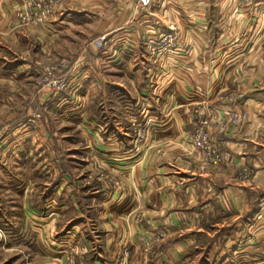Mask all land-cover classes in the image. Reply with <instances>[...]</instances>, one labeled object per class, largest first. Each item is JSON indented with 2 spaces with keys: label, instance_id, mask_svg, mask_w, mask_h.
Returning <instances> with one entry per match:
<instances>
[{
  "label": "crops",
  "instance_id": "obj_1",
  "mask_svg": "<svg viewBox=\"0 0 264 264\" xmlns=\"http://www.w3.org/2000/svg\"><path fill=\"white\" fill-rule=\"evenodd\" d=\"M80 1L87 4L81 19H97L93 40L106 33L108 41L120 45L106 49L92 44L73 52V57L87 55L82 67L89 86L112 87L106 76L110 68L104 65L109 56L106 61L123 77L119 86L147 92L134 98L120 96L118 105L129 127H109L103 91V109L86 113L92 121L86 128L92 159L86 168L93 172L99 165L106 174L101 171L102 176L91 182L94 188L86 192L71 176L59 174L54 191L43 196L52 199L51 207L40 201L37 207L31 204L28 188L17 178L21 219L26 224L30 212L35 216L50 211L57 224L54 247H87L79 264H110L127 246L134 264H147L140 256L142 235L163 230L168 233L154 244L149 264H182L181 256L187 264L205 246L211 256L218 248L229 247L232 264H264V0H155L146 9L138 8L137 0ZM76 2L56 4L55 15H64L61 23L70 19ZM3 18L0 15V26ZM156 31L179 39L166 54L167 62L146 43ZM137 99L140 105L134 107ZM138 108L157 118L152 139L149 133L157 147L136 158L129 133L136 127L132 121ZM204 119L212 121V148L187 153L179 142ZM11 132L0 130V187L6 190L16 182L7 163L13 137L17 136L19 150L23 140H30L23 134L27 131ZM12 199L0 198V227L18 232L11 218L13 204L17 205ZM42 220L33 239L36 248H41V241L49 242ZM24 229L18 233L22 241L32 230ZM202 237L214 241L204 244ZM26 242L31 245L28 237Z\"/></svg>",
  "mask_w": 264,
  "mask_h": 264
},
{
  "label": "rangeland",
  "instance_id": "obj_2",
  "mask_svg": "<svg viewBox=\"0 0 264 264\" xmlns=\"http://www.w3.org/2000/svg\"><path fill=\"white\" fill-rule=\"evenodd\" d=\"M58 2L59 0H3L2 8H0V15L4 16L3 26H0V130L12 129L13 135L22 133L24 130L27 132L23 134L25 136L28 134L30 137V140H23L21 147L23 149L19 150L15 148L19 143L17 136H14L11 142L13 153L7 152L5 156L8 154L7 163L11 164L14 170L10 176L15 181L17 178L22 179L24 187H27L30 193L31 204H35L36 207L37 204L40 205L38 201L44 206L49 204L51 207L52 199L47 200L43 196L49 191H54V179L59 174L71 176L73 180L80 183L83 192L94 188L91 182L102 176L101 171L104 175L106 174L99 165H95L93 172L92 168H86V164L92 160L88 153L91 137L86 136V128L88 125L91 126L92 121L87 120L86 113L92 114L91 112L95 110L103 109V91H105V100L110 110V122L107 121L109 127L113 125L129 127L118 105L120 96L134 98L136 95L147 92L145 89L135 91L133 87L119 86L118 83L124 82L123 77L116 72V66L108 64L106 60L112 58L109 56L106 57L104 65L110 68L106 76L108 81H111L108 85L112 87L104 89L100 84L99 88L93 89L89 86V77L86 79L83 76L85 71L82 67L87 55L73 57L75 56L73 52L92 46L94 32L98 27L97 19L90 22L81 19L87 4L78 0L72 6L70 19L61 23L64 15H55ZM59 28H62L61 32ZM9 31L12 34H9ZM172 37L171 35L164 39L160 38L156 45H153L158 47L156 51H160L161 58L166 62V54L176 46L174 43L179 40ZM110 41L104 48L120 47L117 40L111 43ZM146 43L150 44L149 36ZM1 66L4 68L2 69ZM12 66L13 71H10ZM148 89L150 93L151 88ZM134 103V107L140 105L138 99ZM134 113L135 120L131 121L132 125L134 121L136 122V127L134 126L133 132L129 135L137 151L135 156L138 158L140 155L147 156L151 149L157 147L156 141H149V133L151 131L152 139V128L157 118L147 113L146 109L138 108L134 110ZM140 114L142 119L138 118ZM120 117H123V120H120ZM187 133L185 136L187 135L188 138ZM185 136L183 135L179 145L181 144L187 153H191L185 147L187 141ZM26 147L29 149L27 153ZM60 170L63 171L60 173ZM18 184L19 180L8 186L12 192L0 187V198L12 196V202L18 205L13 204L11 214V218L15 221L13 227L18 232L0 227V264H79L78 258L85 255L84 251L87 247L83 245L63 249L54 247L58 239L57 224L50 211L43 212V215L35 213V216L30 212V218L27 219L26 224L21 219L22 216L19 215L21 199L15 189ZM20 187L17 188L21 189ZM4 193L6 195H3ZM41 217L43 223L46 221L45 229L48 230L45 239L49 242L41 241V248H36L32 245L36 244L34 240L38 235L37 227L38 223H41ZM94 227L96 226L91 228ZM24 228L32 230L23 237L24 241H22L20 240L22 235L20 237L18 233L24 231ZM34 229H36V235L32 232ZM160 232H164L165 235L168 233L167 230L151 233ZM146 234L149 233H143L142 236ZM27 237L31 245L26 242ZM202 238L204 244L214 241V237L211 240ZM142 243L140 256L145 257L144 262L149 264L154 245L146 249L143 239ZM128 250L130 252L126 255L124 263L121 258L124 255L123 249L117 253L110 264H134L133 251L129 248ZM217 250L211 256L209 246L202 247L199 255L189 258L187 264H232L231 259L235 260L234 257L230 258L229 247ZM96 255L99 256L98 253L94 256ZM59 256L63 259H56ZM181 262L182 264L186 262L185 256H181Z\"/></svg>",
  "mask_w": 264,
  "mask_h": 264
},
{
  "label": "built area",
  "instance_id": "obj_3",
  "mask_svg": "<svg viewBox=\"0 0 264 264\" xmlns=\"http://www.w3.org/2000/svg\"><path fill=\"white\" fill-rule=\"evenodd\" d=\"M155 0H137V7L146 9L149 8ZM237 1H243L246 3H255L257 0H237ZM172 30H175L176 27L174 25H171L170 27ZM171 35L176 38V35L173 34H167L164 31H156L152 35H149V47L156 49L158 48L156 43L159 41L160 38L164 39L167 37H171ZM172 37V38H173ZM108 43V35L106 33H103L99 36H97L93 41L92 44L97 48H103ZM160 52V51H158ZM230 111H227V113ZM234 113L230 112V115L233 116ZM235 115V114H234ZM244 116V115H243ZM211 119H204L201 125L197 128H195L192 132L188 134V138L185 144V147L188 148L189 151H202V150H210L212 148V145H209L212 143V134H211ZM216 156L220 157V154H217ZM165 236L164 232L160 233H149L145 236H142V239L145 243V248L149 249V246L158 243L161 241ZM124 255L121 257L122 261L126 260V255L130 252L128 250V247H125L124 249Z\"/></svg>",
  "mask_w": 264,
  "mask_h": 264
}]
</instances>
